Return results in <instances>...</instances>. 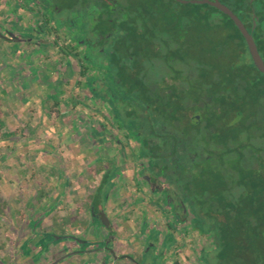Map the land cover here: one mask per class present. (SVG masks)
Here are the masks:
<instances>
[{
    "label": "flooded vegetation",
    "instance_id": "af4514ba",
    "mask_svg": "<svg viewBox=\"0 0 264 264\" xmlns=\"http://www.w3.org/2000/svg\"><path fill=\"white\" fill-rule=\"evenodd\" d=\"M219 1L240 17L241 7L236 0ZM13 5L27 15L14 14L0 24V37L33 42L41 45L38 50L43 49L48 55H53L51 47H54L59 60L51 69L59 72L61 85L66 82L63 71L70 70L74 75L71 84L76 92L75 102L81 116L87 117L86 122L77 120V128L84 134L79 162L89 157V162L82 163L75 175L87 181L90 196L88 206L85 205L86 216L81 215V221L73 222L71 228L50 229L49 221L48 227L43 226L46 215L35 218L29 224L28 236L16 237L14 262L8 264H165L186 249V239L193 232L210 239L193 226L194 214L189 202L171 181L169 171L156 166L160 162L156 149L158 129L168 133V141L175 143L176 123L167 130L161 121L155 120L145 95L161 90L171 92L173 86L191 89L195 72L192 61L209 59L210 54L202 51L203 48L196 49L199 53L194 52L189 34L194 28H208L211 5L191 0H13ZM217 10L219 17H229ZM250 10L251 24L239 19L264 62L261 41L264 36L257 28L260 15L255 7L250 6ZM216 23L220 28L228 25L225 20ZM241 36L211 57L252 61L245 38ZM146 43L154 46L151 57L136 52V48L143 52L141 47ZM147 59L155 61L154 65L163 60L188 62L180 64L181 74L188 75L189 79L183 84L173 75H165L162 80V73L170 71L160 68L151 75V70L144 65ZM135 76L139 81L131 89L129 82ZM188 101L193 103L192 98ZM198 104L205 106L207 101ZM246 107L254 110V123L262 124L264 100L249 101ZM192 119L197 123L200 115L194 114ZM251 139L255 143L261 141L260 146H264V139L257 138V134ZM146 141L149 154L142 155L141 147ZM174 147L170 144L165 152L166 162L175 159L182 163V156H191L184 149L174 151ZM260 152L264 153L263 148ZM97 191L102 193L95 199ZM109 201L137 204L143 212L140 208V213L130 209V215L119 221L118 214H109ZM152 227L162 234H148ZM204 248H213L210 240L198 252ZM148 253L151 257L144 259ZM160 253H163L162 261H157L155 258ZM200 263L207 264L202 260Z\"/></svg>",
    "mask_w": 264,
    "mask_h": 264
},
{
    "label": "trees",
    "instance_id": "16d2710c",
    "mask_svg": "<svg viewBox=\"0 0 264 264\" xmlns=\"http://www.w3.org/2000/svg\"><path fill=\"white\" fill-rule=\"evenodd\" d=\"M236 4L241 7L239 18L250 24V6L257 9V28L264 36V0H236ZM218 13L209 6L208 28H194L189 34L194 52L203 48L210 54L209 59L192 61L195 72L191 89L173 86L171 92L161 90L145 95L155 120L167 130L176 123L175 143L168 141V133L158 129L156 149L160 162L156 166L169 171L171 181L189 202L193 226L210 236L215 264H264V153L260 152L264 146L251 139L255 134L264 139V115L260 118L262 124L254 123V110L246 107L249 101L264 100V73L251 60L236 62L211 57L236 41V37L242 38L232 20L226 15L221 18ZM224 20L227 26H217L216 22ZM261 41L264 43L263 38ZM141 48L143 52L137 48L136 52L150 57L154 52L151 43ZM147 62L156 67L155 61ZM159 63L160 69L171 72L162 73V80L165 75H173L183 84L189 79L181 74L180 64L188 62ZM138 81L137 76L131 79L130 88ZM204 100L207 104L200 106L198 103ZM194 114L200 115L197 123L192 119ZM202 127L207 131H202ZM170 144L175 146L174 151L184 149L191 156H182V163L175 159L166 162L164 155ZM141 148L142 155L149 154L147 141ZM201 254L199 259L205 262Z\"/></svg>",
    "mask_w": 264,
    "mask_h": 264
},
{
    "label": "crops",
    "instance_id": "0c3cea01",
    "mask_svg": "<svg viewBox=\"0 0 264 264\" xmlns=\"http://www.w3.org/2000/svg\"><path fill=\"white\" fill-rule=\"evenodd\" d=\"M14 14L27 15L16 10L13 0H0L1 26ZM38 47L0 37V225L24 238L40 215H46L43 226L49 221L50 229L71 228L86 216L90 196L87 181L75 175L81 169L84 142L77 120L86 122L87 117L81 116L75 102L74 75L63 71L66 82L61 85L59 72L51 69L59 60L57 50L51 47L53 55H48ZM101 193L97 191L95 199ZM108 205L109 214H118L119 221L130 215V209L134 213L142 209L137 204ZM175 259L176 255L165 264Z\"/></svg>",
    "mask_w": 264,
    "mask_h": 264
},
{
    "label": "rangeland",
    "instance_id": "374dc122",
    "mask_svg": "<svg viewBox=\"0 0 264 264\" xmlns=\"http://www.w3.org/2000/svg\"><path fill=\"white\" fill-rule=\"evenodd\" d=\"M148 60V59H147ZM147 60H145L144 65L146 68H148V70L150 71V74L152 75L154 73V71H158L159 67H160V63L159 61H157L156 63V67L151 66V64H149L147 62ZM88 159L85 158V160L82 162L83 164H85ZM109 185V184H108ZM86 192L90 191L89 186L85 187ZM7 215V214H6ZM154 227L151 228V230L148 232V234H153V236L155 235H159L162 234L160 231H157V229H153ZM62 231V230H61ZM148 231V230H147ZM9 233V235H7ZM157 235V236H158ZM169 239V238H168ZM16 240V236L13 233V229L9 226H1L0 225V261L2 260L3 264H8L11 262H14L12 254H13V245L15 243ZM209 238H205L202 237L201 235L197 234L196 232H193L192 237H187L186 239V249H182L181 252H179L176 256V264H201L200 263V259H199V248L201 246L204 245H208L209 244ZM151 242V241H150ZM196 245L200 246V247H196ZM192 246L191 249H189ZM124 248L123 246H120V249ZM206 248V246H205ZM202 249V256L203 259L205 260V263L207 264H215V251L214 250H207V249ZM200 251V252H201ZM121 252V251H120ZM162 255L163 253H160V255H158L155 259L157 261H162ZM141 256V253L139 255V257ZM151 254H145L144 259L150 258Z\"/></svg>",
    "mask_w": 264,
    "mask_h": 264
},
{
    "label": "water",
    "instance_id": "95a60500",
    "mask_svg": "<svg viewBox=\"0 0 264 264\" xmlns=\"http://www.w3.org/2000/svg\"><path fill=\"white\" fill-rule=\"evenodd\" d=\"M193 3H202L206 2L209 5L219 9L220 11L227 14L234 24L237 26L243 37L245 38V41L248 46L249 53L252 58L253 65L255 68L261 72L264 73V62L258 53L256 44L251 36V34L247 31L246 27L244 26L243 22L239 19L238 16H236L225 4L221 3L219 0H191Z\"/></svg>",
    "mask_w": 264,
    "mask_h": 264
}]
</instances>
